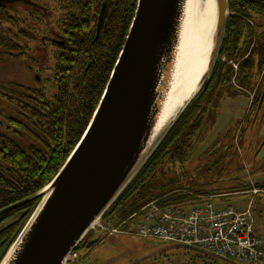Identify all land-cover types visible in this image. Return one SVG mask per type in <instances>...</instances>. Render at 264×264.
I'll return each mask as SVG.
<instances>
[{"label":"trees","instance_id":"trees-1","mask_svg":"<svg viewBox=\"0 0 264 264\" xmlns=\"http://www.w3.org/2000/svg\"><path fill=\"white\" fill-rule=\"evenodd\" d=\"M96 1L74 0L77 12L70 14L63 23L64 44L60 46L57 57L58 65L53 81L56 94L53 99H47L43 90L38 88L17 86V90L14 91L21 109L24 110V116L48 142L42 150L32 146L25 150L12 139L0 134V210L32 196L51 181L80 140L97 107L130 27L137 0H106L100 34L95 40L100 11V5L96 4ZM19 3L30 7L35 5ZM12 5L14 4H0V25L4 23L16 25L18 16H13L9 11ZM252 15L264 17V0H229L225 36L219 51L221 58L224 56L228 61L232 59L240 61L234 76L243 90V93L240 92L238 95L246 97L248 94L244 91L251 93L252 86L250 69L246 71L242 64L247 63L243 59L247 52V47L244 46L253 40L259 44L261 41L259 39L264 35V32L258 31L247 22ZM0 47L16 54L15 57L25 54V47L2 31ZM255 50L256 48L254 52ZM76 65H81V73L78 80L73 82ZM232 73L233 68L227 62L220 58L216 61L211 77L204 82L199 93L186 107L133 181L103 215L102 220L109 219L115 226L147 203L157 199L161 204L179 205L195 203L198 195L233 194L252 190L254 185L242 182L240 184L236 182L235 185L221 182L222 184L216 188L209 190L204 188L211 185L212 179L220 180L223 174L230 179L233 173L241 169L238 162L231 164L234 155H237L236 150L242 148L244 138L249 136L248 133L245 135L246 125L240 122L221 135L226 137V133L234 129L237 131L236 144L233 142L222 148L223 152L220 153L218 149L222 139L220 137L219 142L212 144L205 151L202 160L205 162L199 169L207 175L204 181L196 179L192 174L199 172L198 168L192 172L187 167L197 144L204 140L207 128H212L215 124L222 93L233 92L232 87L226 84ZM263 98L262 96L261 99L252 98L248 115L251 111L257 112L260 109ZM210 103H212L210 123L201 128L199 121L207 113L206 108ZM10 123L22 131L31 132L19 121L10 120ZM231 166L233 168L229 169ZM230 170H233L231 174L228 172ZM231 182H234V179ZM255 187L264 190V182L256 181ZM38 202L39 199L29 201L0 215V262ZM261 213L262 211L258 210L260 216ZM261 223L260 218L258 225L261 226ZM130 226L127 224L123 229L128 230ZM97 241L99 242L98 239L91 240L86 245L77 246L75 250L91 249L98 243ZM194 251L198 256L219 258L207 252ZM221 260L231 263L227 259Z\"/></svg>","mask_w":264,"mask_h":264},{"label":"water","instance_id":"water-1","mask_svg":"<svg viewBox=\"0 0 264 264\" xmlns=\"http://www.w3.org/2000/svg\"><path fill=\"white\" fill-rule=\"evenodd\" d=\"M189 1L137 0L124 43L80 140L47 185L0 210L2 215L39 199L0 264H65L211 77L225 36L229 0H216L203 74L184 103L160 122L182 57ZM19 2L34 4L0 0ZM105 8L98 16L97 34Z\"/></svg>","mask_w":264,"mask_h":264},{"label":"rangeland","instance_id":"rangeland-1","mask_svg":"<svg viewBox=\"0 0 264 264\" xmlns=\"http://www.w3.org/2000/svg\"><path fill=\"white\" fill-rule=\"evenodd\" d=\"M32 1L38 6L37 8L21 3L9 7L10 14L18 16V20L15 21L16 25L5 23L0 25V31L25 47V54L17 57H15L16 54L0 47V134L12 139L25 150H28L31 146L42 150L48 140L24 116V110L21 109L14 91L17 90V86L38 88L43 90L47 99H53L56 94L53 81L58 65L57 57L60 53V48L56 44L64 40L62 33L64 21L70 14L76 13L77 10L74 7V0ZM98 3L99 0L96 1V4ZM247 22L258 31H264L263 16L252 15L251 19H247ZM259 40H261L259 43L264 42V37ZM250 48L248 47L247 52ZM247 52L245 55H247ZM219 58L221 59L218 55ZM262 61H264V58ZM225 62L233 68L232 76L226 82L229 87H232L233 92L227 89L230 92L229 95L222 93L215 124L212 128H207L204 140L197 144L196 150L193 151L187 163L188 169L193 172L195 168H198L199 171L201 164L205 162H202L205 151L212 144L215 145L216 142H219L218 139H220L223 132L236 126L237 122L246 125L245 135L248 133L249 136L244 138L242 148L236 150L237 155H234L231 162V164L238 162V167L241 169L233 173V177L230 179L224 174L220 180L212 179L210 186H204L205 190L216 188L222 184L221 182L226 185H233V183L235 185L236 182L239 184L242 182L254 186L256 181L264 182V98L262 106L257 112L253 110L248 115L247 110L252 97L259 98L261 95L264 97V65H257L259 67L254 65L250 70L252 92L247 93L244 91L245 94H248L247 98L244 95H238L240 92L243 93V90L234 76L240 61L232 59L225 60ZM80 73L81 65H76L73 82L78 80ZM212 103L208 105L206 108L207 113L199 121L201 128L206 123H210L209 114L212 110ZM256 107L257 105H255ZM10 120L21 122L31 132L16 128L10 123ZM226 134V137H221L222 139L218 144L219 148L217 147L220 153L223 152L222 148L228 147L233 142L236 144L237 131L235 132L233 129V131H228ZM261 143L262 145H260ZM232 168L233 166L229 167V169ZM228 172L231 174L233 170ZM192 174L198 180L204 181L207 177L201 171ZM233 179L234 182H231ZM251 198V194H240L217 202H222L224 206L232 207L235 210H244ZM195 204L197 203H189L187 206ZM255 205L257 207L256 218L258 217V221L261 218L263 226L264 196L262 194L256 197ZM258 210L262 211L261 216L258 214ZM105 221L111 223L109 219ZM98 231L99 227H96L79 246L88 244L94 238L98 239L99 242L97 241L98 243L92 246L91 249L80 248L75 250V262L80 261V264L85 262L89 264H235L225 262L220 258L211 259L202 255L198 256V253L194 250L152 239H142L133 234L115 233L105 236L108 234L97 235Z\"/></svg>","mask_w":264,"mask_h":264},{"label":"built area","instance_id":"built-area-1","mask_svg":"<svg viewBox=\"0 0 264 264\" xmlns=\"http://www.w3.org/2000/svg\"><path fill=\"white\" fill-rule=\"evenodd\" d=\"M250 193L252 195L244 210L224 206L220 201L225 196ZM264 195L263 189L251 191L198 195L193 206L188 204H161L153 200L130 215L127 220L113 227L108 222H100L98 233H121L125 231L143 239H152L177 246L201 249L216 257L228 259L235 264H264V224L258 225L255 197ZM71 253L65 264H80Z\"/></svg>","mask_w":264,"mask_h":264},{"label":"bare ground","instance_id":"bare-ground-1","mask_svg":"<svg viewBox=\"0 0 264 264\" xmlns=\"http://www.w3.org/2000/svg\"><path fill=\"white\" fill-rule=\"evenodd\" d=\"M188 6L182 57L160 122L184 103L203 74L208 60L216 21V0H190Z\"/></svg>","mask_w":264,"mask_h":264},{"label":"flooded vegetation","instance_id":"flooded-vegetation-1","mask_svg":"<svg viewBox=\"0 0 264 264\" xmlns=\"http://www.w3.org/2000/svg\"><path fill=\"white\" fill-rule=\"evenodd\" d=\"M32 3H34V2H32ZM98 4L100 5V11H101L103 5L104 4L106 5V0H99V3ZM34 7L37 8L38 6L34 5ZM100 11H99V13H100ZM98 16H99V14H98ZM97 24H98V21H97ZM97 24H96V29H95V40L99 36L100 29H101V26H100L99 32L97 34ZM101 24H102V22H101ZM261 32H264V31H261ZM263 37H264V35H263ZM63 44H64V40L59 41L56 44V46H58L60 48V46H62ZM259 44L257 43V41H254L253 40L249 45L246 44L244 46V48L247 47V49H248V47L250 48V46H251V48L247 52V55H244V58H243L247 62L246 64L245 63H242L244 65L243 68L245 67V70L246 71H248V69L252 70V68H253L254 65L255 66H257V65H260V66L264 65V61H262L263 58H264V42H260ZM255 48H256V50L254 52V49ZM257 67H259V66H257ZM260 99H261V97H260ZM250 104H251V101H250Z\"/></svg>","mask_w":264,"mask_h":264}]
</instances>
